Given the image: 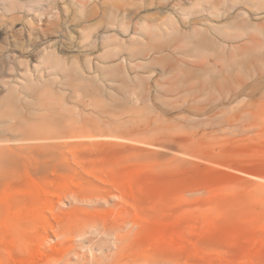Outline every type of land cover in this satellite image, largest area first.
Returning a JSON list of instances; mask_svg holds the SVG:
<instances>
[{"label": "rangeland", "instance_id": "obj_1", "mask_svg": "<svg viewBox=\"0 0 264 264\" xmlns=\"http://www.w3.org/2000/svg\"><path fill=\"white\" fill-rule=\"evenodd\" d=\"M174 2L0 0V151L47 198L33 264L100 258L91 232L65 247L92 222L132 228L139 262L264 264V43L182 52L192 14L154 25Z\"/></svg>", "mask_w": 264, "mask_h": 264}, {"label": "bare ground", "instance_id": "obj_2", "mask_svg": "<svg viewBox=\"0 0 264 264\" xmlns=\"http://www.w3.org/2000/svg\"><path fill=\"white\" fill-rule=\"evenodd\" d=\"M176 1L170 7L166 5L160 8L162 11L168 9L171 11L163 18H155L154 25L163 34L168 30L180 33L182 32L179 29L180 18L175 16L176 13L192 14L185 23L188 29L182 32L191 46L181 49L182 52L213 50L216 53L222 41H235L242 38L252 46L248 47L247 44L239 43L221 47L223 50H241L247 53L264 43V0H189L187 3L183 0ZM221 10L223 12L219 14ZM213 17L220 20L214 22ZM135 30L134 27L133 31ZM218 58L214 56L213 60ZM231 64L229 62L228 66ZM17 163L16 159L0 151V249L9 252V248L12 247L13 254L10 255L17 263L33 264L39 259L41 253L40 245L36 243L37 240L39 242L36 238V230L45 222L47 198L38 188L20 182L17 171L12 170ZM92 223H90L91 227L87 226L88 229L91 228L89 230L85 229V226V228L76 227L71 230L68 228L70 231H65L64 228L60 230L69 231V234H66L69 235V239H66L65 247L76 245L81 241L73 240L74 237H83L88 232L95 235L88 237V241L97 243V249L103 254L100 258L98 256L99 259L89 260L87 264H178L167 259H146L139 262L138 257L158 254L152 247L137 245L132 228H120L108 223L98 227ZM4 227L11 232L6 241L3 234ZM55 233L59 236L57 238L62 236V232L60 236L57 229ZM68 259H71V256ZM68 259L63 264H70Z\"/></svg>", "mask_w": 264, "mask_h": 264}]
</instances>
